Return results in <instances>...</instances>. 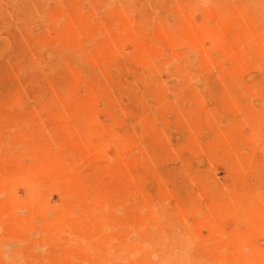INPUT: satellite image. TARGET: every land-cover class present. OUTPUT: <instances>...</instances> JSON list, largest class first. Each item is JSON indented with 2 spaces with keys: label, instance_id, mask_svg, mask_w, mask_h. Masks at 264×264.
<instances>
[{
  "label": "rangeland",
  "instance_id": "rangeland-1",
  "mask_svg": "<svg viewBox=\"0 0 264 264\" xmlns=\"http://www.w3.org/2000/svg\"><path fill=\"white\" fill-rule=\"evenodd\" d=\"M258 36L264 0H0V264H264Z\"/></svg>",
  "mask_w": 264,
  "mask_h": 264
},
{
  "label": "bare ground",
  "instance_id": "bare-ground-1",
  "mask_svg": "<svg viewBox=\"0 0 264 264\" xmlns=\"http://www.w3.org/2000/svg\"><path fill=\"white\" fill-rule=\"evenodd\" d=\"M187 28H189V25L187 26ZM190 28L187 30V32L189 33V35L192 37V38H196L197 37V31H189ZM262 41L264 42V36H258V42H259V45H260V48L264 49V47L262 46L263 43ZM39 168H36V169H32L30 170V172H23L21 174V177L19 178L20 181L25 185V187L27 188L28 192H29V196L30 197H33V187H32V179H33V175H42L44 169L48 170V168L46 167H43L41 165V163L38 164ZM32 172V173H31ZM176 261V259L174 258H163L161 261H159L158 263L156 264H177L178 262H174ZM152 264H155V263H152ZM243 264H260V256L257 255V254H254L252 259L249 260V261H246L244 262Z\"/></svg>",
  "mask_w": 264,
  "mask_h": 264
}]
</instances>
